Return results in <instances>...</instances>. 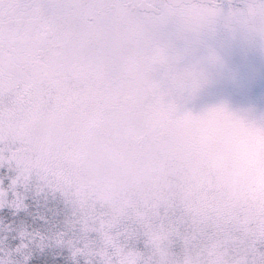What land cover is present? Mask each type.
Returning <instances> with one entry per match:
<instances>
[{"label":"snow or ice","instance_id":"1","mask_svg":"<svg viewBox=\"0 0 264 264\" xmlns=\"http://www.w3.org/2000/svg\"><path fill=\"white\" fill-rule=\"evenodd\" d=\"M222 15L215 0H0V166L17 171L0 208L26 209L35 174L75 207L81 235L56 243L87 264H264V202L228 194L192 148L186 129L199 117L175 94L203 73L172 69L162 44L169 25L195 43ZM226 18L264 40V0ZM140 236L145 250L130 246ZM19 237L23 261L7 253L0 264H28L47 243Z\"/></svg>","mask_w":264,"mask_h":264},{"label":"rangeland","instance_id":"2","mask_svg":"<svg viewBox=\"0 0 264 264\" xmlns=\"http://www.w3.org/2000/svg\"><path fill=\"white\" fill-rule=\"evenodd\" d=\"M243 3L222 7V15L214 26L205 31L192 43V38H177L176 28L169 25L163 30L162 44L172 62V69L183 70L195 66L203 75L198 87L191 85L176 92L181 113L191 112L198 119L187 126L191 146L197 154L210 162L221 187L231 196L245 198L253 203L264 202V164L255 165V146L250 144L248 154L238 158L231 145L217 149L211 131L220 119V110L236 115L244 114L253 122H264V40L252 36L242 27L229 23L226 14L230 8L242 7ZM196 65H178L180 60ZM171 71L163 66L156 74L162 86H167ZM249 141L252 137L241 130ZM17 175L14 166L5 163L0 166V187L5 189ZM20 191H25L22 185ZM26 195V209L17 212L5 206L0 208V257L11 253L14 261H23L15 252L20 243L19 232H40L47 237L43 248L33 246L28 264H87L83 255L73 256L72 249L56 243L60 234L66 238H78L81 234L72 227L76 209L62 194L43 187V182L34 174L29 181ZM11 196V193H9ZM95 247L101 245L98 234H90ZM130 246L145 250V238L140 236ZM200 246L193 242V249ZM184 243L177 239L172 252L177 258L184 255ZM99 264L98 257L91 258Z\"/></svg>","mask_w":264,"mask_h":264},{"label":"clouds","instance_id":"3","mask_svg":"<svg viewBox=\"0 0 264 264\" xmlns=\"http://www.w3.org/2000/svg\"><path fill=\"white\" fill-rule=\"evenodd\" d=\"M241 130L248 133L252 140L241 135ZM211 135L217 149L231 145L238 158H244L250 144L254 145L256 167L264 164V122H253L244 114L238 116L227 110H220V119L214 125Z\"/></svg>","mask_w":264,"mask_h":264},{"label":"flooded vegetation","instance_id":"4","mask_svg":"<svg viewBox=\"0 0 264 264\" xmlns=\"http://www.w3.org/2000/svg\"><path fill=\"white\" fill-rule=\"evenodd\" d=\"M215 2L222 8V7H225V6H234V5H236V4H241V3H244V1H236V2H234V3H232L230 0H215ZM188 57H192V55H190L189 53H188ZM191 61H185V60H180L179 62H178V65H185L186 63H188L189 62V64L190 63H192V65H196V64H198V63H196V60H194V58L192 57V58H189Z\"/></svg>","mask_w":264,"mask_h":264},{"label":"water","instance_id":"5","mask_svg":"<svg viewBox=\"0 0 264 264\" xmlns=\"http://www.w3.org/2000/svg\"><path fill=\"white\" fill-rule=\"evenodd\" d=\"M232 3L236 2V1H244V0H230Z\"/></svg>","mask_w":264,"mask_h":264}]
</instances>
